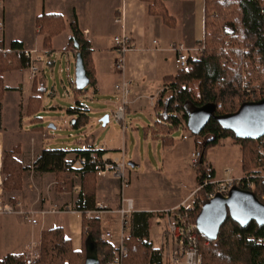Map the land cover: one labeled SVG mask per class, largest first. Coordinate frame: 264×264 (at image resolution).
<instances>
[{"label": "trees", "instance_id": "trees-1", "mask_svg": "<svg viewBox=\"0 0 264 264\" xmlns=\"http://www.w3.org/2000/svg\"><path fill=\"white\" fill-rule=\"evenodd\" d=\"M148 4L151 16L161 17L168 27L175 25L163 0H140ZM204 1V35L203 50L198 57H187V67L179 68L173 75L165 78L163 89L157 94L154 110L159 119L146 127V132L160 141L162 146L173 143V132L187 124L191 111L206 104L215 105L214 115L237 111L240 105L249 100L264 97V92H256L250 87L251 79L257 80L264 91V0H203ZM215 14V15H214ZM215 21L212 24V21ZM38 33L44 34L43 41L49 44L52 37L64 29V21L58 14H41L35 18ZM72 36L68 46L75 48L81 56L88 84L94 86V69L91 51L87 40L74 22H71ZM26 62L23 45L13 41L8 49L0 48V100L4 87L2 75L5 71L24 68ZM247 73V85H243V75ZM255 73V74H254ZM258 86V87H260ZM85 87H75L74 106L67 109L70 115L76 116L72 122L75 128L84 126L89 115L87 108L79 100V94ZM168 92V95L166 93ZM255 96H250L252 93ZM218 101L221 108H217ZM38 98L29 100V113L32 119H39L36 110ZM175 113H182L181 118ZM195 137L196 147L201 151V160L196 170V181L199 188L193 192L192 208L187 210V222H195L201 205L208 201L206 195L212 191V185L201 186L205 179H213L214 170L205 162V150L209 146L219 144L226 137H233L241 146V172L251 176L253 187L239 186L251 191L264 204V155L259 152L258 139L237 138L235 134L224 128L217 120L210 118L205 127ZM88 149L76 150L72 159L66 160L64 149H44L32 164L35 172L54 173L56 186L72 189L73 178L80 175L81 183L77 192V200L73 209L81 213L83 229V246L80 250L72 248L71 239L62 227L44 229L41 232L40 258L31 264H85V241L90 238L95 245L98 264H110L114 258L115 247L100 239V220L88 218L87 211L98 210L95 198V172L92 168L73 167V159L77 155H87ZM26 169L14 157V152H4L1 165L2 187L4 190L21 188L22 171ZM182 211V209H180ZM183 212V211H182ZM153 213L133 210L128 214L126 224L128 233L124 236L127 253L122 264H162L160 249L154 248L149 239V220ZM197 252L200 264H264V246L251 238L264 237V226L250 221L241 226L228 215L220 225L216 239L206 238L196 231ZM187 240V239H185ZM24 254H6L0 264H25Z\"/></svg>", "mask_w": 264, "mask_h": 264}, {"label": "crops", "instance_id": "crops-1", "mask_svg": "<svg viewBox=\"0 0 264 264\" xmlns=\"http://www.w3.org/2000/svg\"><path fill=\"white\" fill-rule=\"evenodd\" d=\"M14 1L0 0V48L6 50L11 42L18 41L22 43L24 50L36 49L40 55V61L38 62L39 71L34 77L31 76L27 67L11 69L2 75L5 89L0 100V195L13 198L14 202L11 201V204L21 199L25 207L33 204L40 209L56 207L69 211L65 212L67 225L42 219L39 221L38 218L35 224H31L18 213L0 214V259L6 254H24L25 256L36 254L40 246L41 232L54 227L65 229L73 248L75 250L80 248L81 213L72 208L80 188V175L74 176L70 191H60L55 184L54 173L35 172L32 164L45 149L42 143H44L43 139L50 135L48 129L55 126L50 125L47 130L38 132L28 130L30 123L35 121L29 113V100L38 98L40 101V96L33 90L36 83L42 80L45 66L52 63L51 52L62 49L67 55V61L71 62L74 59L76 65L78 49L76 46L75 48L68 46L72 36L71 22L76 24L90 46L95 80L92 86L93 92L101 93L100 100L106 104H112L113 110L118 103V98L116 95L115 100L113 99L110 88L114 89V84L119 79V75L113 68L114 36L125 32L130 37L131 48L125 55L124 71V75L131 80L130 105L141 108L142 104L139 102L145 100L146 104L154 109L157 94L163 89L165 78L175 74L179 69L169 44L183 43L189 48L188 56L195 58L198 56L197 49L204 35L203 0H163L169 14L175 20L173 27H168L161 17L149 15L148 4L140 0H32L34 7L26 11L27 3L18 0L19 4H15ZM41 14H58L64 21L63 31L52 37L48 45L43 41L45 35L38 33L35 25H29L31 22L27 24V21ZM110 32L113 34L111 38ZM72 102L74 103V98ZM27 118L30 119V123L26 122ZM124 131L125 129L122 130ZM88 148H91V145L82 147V149ZM194 148H196L195 143ZM64 150L68 152L66 160L72 159L76 153V150ZM11 151L27 169L23 173L22 190L19 191H6L2 187L3 153ZM137 162L138 159H134L131 163L134 166ZM95 181V198L99 213L97 217L100 220L101 235H103L106 232L111 233L112 230L110 225L112 217L108 214L114 213V218L118 219L116 210L121 206L123 190L121 191L119 185L116 201V196L113 199L112 195V184L103 182L100 177H95ZM189 195L190 192L169 208L178 206ZM0 199L2 203H8L1 197ZM31 200H33L32 203ZM132 203L135 210L152 212V218L158 211V209L142 206L135 200H132ZM156 221H158L157 218ZM118 228L121 233L120 219ZM127 233L128 231L124 235ZM109 243L116 246V243Z\"/></svg>", "mask_w": 264, "mask_h": 264}, {"label": "rangeland", "instance_id": "rangeland-1", "mask_svg": "<svg viewBox=\"0 0 264 264\" xmlns=\"http://www.w3.org/2000/svg\"><path fill=\"white\" fill-rule=\"evenodd\" d=\"M20 1L28 4L25 6V11L34 7V4L32 5L34 0ZM14 3L19 4V1L15 0ZM214 23L215 21L213 20L212 24ZM27 24H33L34 26L35 19L33 18L27 21ZM109 35L111 38L113 34L110 32ZM201 47L202 41L199 48ZM198 49L197 53L199 56L200 52ZM51 54L52 56L50 59L52 63L51 65L45 66L42 80L36 83V87L33 90L34 93L40 96L39 106L36 111V115L39 119L31 122L30 119L27 118L26 122H31L28 130L38 132L47 130L50 125L55 126V128L48 129L50 135L43 139L44 143H42V145L45 149L78 150L87 145H91V147L94 148H99L103 145L107 149L105 152L106 155L113 157L120 156L119 150L123 148L125 150V163L127 164L125 172L128 178V186L122 191V197H130L142 206L158 209V211L154 213V218L149 221V239L154 248L163 247V250H160L162 264H172L169 259L165 257L171 249L172 242L170 238L166 239L164 234L161 236L162 231H164L165 222L162 220L163 217L160 215V211L169 209L171 205L186 197L189 192L190 195L183 201V205L192 208L193 192L199 188V185L196 181V170L190 164V153L194 149L195 140L200 141V137L196 138L191 131L179 127L173 132L172 145L162 146L159 140L153 138L148 131L146 132V127L144 125H152L155 119H159V116L155 114L153 108L146 104L145 100L139 102L142 104L141 108L129 105L125 112L126 128L125 131L122 132L121 125L114 122L112 118V104L102 102L100 100L101 93L93 92L91 85H87L84 92H81L78 96L81 103L87 108L89 120L84 126L78 128L73 127L72 122L76 116L70 115L67 109L74 106L72 100L76 87L75 60L72 59L71 62H68L67 55L62 49L54 50ZM243 78V85L245 88L256 86V88L254 87L256 92H264L257 80L251 79L252 82L249 83L250 87L246 86L248 80H250L246 72ZM251 88L249 90H251ZM110 89L112 97L115 100L116 95L118 98V94L112 87ZM254 89L252 88V90ZM150 91H154V89H150ZM249 94L250 96H247L249 98L255 96L253 92ZM104 114H108V121L105 125H102L100 118ZM183 135H186V138H183ZM241 154V146L235 143L234 138L230 136L222 139L219 144L207 147L204 158L205 162L214 170L213 179L220 180L227 176L244 175L241 172ZM134 159H138L137 164L134 166L128 165V163L134 161ZM26 170L27 169H24L22 171L21 188L6 191L22 190L23 173ZM227 170L230 172H227ZM95 177H100L103 182L112 184L111 190L113 192V199L116 196L117 201L119 195L118 180L111 177L110 173H108L107 176H98V174H96ZM59 190L67 191L64 187L59 188ZM0 197L5 202H14V199L7 195H0ZM20 200L21 199L17 201ZM32 201L33 200L30 202L32 203ZM28 207L34 210L50 209H40L33 204L26 208ZM60 210H62V212H49L44 215L37 214L36 217L39 221L42 219L43 221H51V223L64 225L67 223L65 212L69 210L62 208H60ZM85 215L90 218L98 216L99 213L95 210L90 212V214L85 213ZM108 215L112 217L110 220V225L112 227L111 242L117 244L116 239L120 233L118 228L119 216L117 219L114 218V213H109ZM156 218L158 221H156ZM64 231L66 233L65 229ZM82 232L83 229L81 226V240L78 250L83 246ZM101 234L102 231L100 226V237ZM162 252L166 254L162 255ZM40 253L39 246L37 253L33 255H37V259H39Z\"/></svg>", "mask_w": 264, "mask_h": 264}, {"label": "built area", "instance_id": "built-area-1", "mask_svg": "<svg viewBox=\"0 0 264 264\" xmlns=\"http://www.w3.org/2000/svg\"><path fill=\"white\" fill-rule=\"evenodd\" d=\"M114 42V53L115 57L113 60V68L115 73L119 75V80L114 84V89L118 94V103L116 104L114 110L112 111V118L114 122L121 125V129L124 130L126 127L125 123V112L131 103V80L124 75L125 71V55L127 51L130 50V37L127 33L122 32L113 38ZM169 49L175 54V62L177 66L181 69L187 67V57L189 48H187L181 42H171L169 44ZM203 47L199 48L198 51L201 52ZM25 53V66L28 68L31 76H36L39 71L38 62L40 61V55L36 49L24 50ZM217 108H221V102L218 101ZM177 117L181 118L182 113H175ZM182 126L187 129V124L182 121ZM186 138V135L182 136ZM258 149L261 154L264 155V135L258 139ZM106 148L102 145L99 148H93L89 150L87 155H77L73 159V167L83 168L89 167L94 170L98 176H107L108 173L111 177L118 180L121 191L128 186V178L126 176V166L125 163V150L120 149V156H107ZM201 160V151L198 148H194L190 153V164L193 168L199 166ZM227 172H230L227 170ZM251 177V176H250ZM249 176H227L220 180L215 179H205L201 186L212 185L213 189L209 192L206 197L209 200L214 197L217 193L227 196L229 190L233 186H246L248 188L253 187V182L250 180ZM181 202L178 206L160 211L164 222V231L166 239L171 240L172 246L168 255L165 257L169 259L172 264H200L201 258L197 252L196 222H187V210L189 207L183 205ZM182 209V211H180ZM67 210V209H65ZM134 210L132 200L130 198L121 197V206L116 210L119 215L121 223V233L116 239L117 244L115 246V255L110 264H122V260L127 253V248L124 244V232L129 230L126 224V219L128 214ZM57 213L62 212L60 208L52 207L48 210H34L33 208H26L21 201H17L15 204L2 203L0 199V214L3 213H18L27 222L35 224L37 222V214L44 215L45 213ZM93 211H87L90 214ZM100 239L103 242H111L112 235L110 232H106L101 235ZM187 239V240H185ZM257 244L264 246V237L253 238ZM162 251L163 247H159ZM161 254V253H160ZM166 253L162 252V255ZM38 257L37 255L28 254L25 256V264H31Z\"/></svg>", "mask_w": 264, "mask_h": 264}, {"label": "water", "instance_id": "water-1", "mask_svg": "<svg viewBox=\"0 0 264 264\" xmlns=\"http://www.w3.org/2000/svg\"><path fill=\"white\" fill-rule=\"evenodd\" d=\"M74 45L77 46V43L74 42ZM75 83L79 88L88 84L80 54L75 65ZM214 111L215 105L212 103L191 111L187 117L188 130L198 134L209 119L214 118L237 138L257 140L264 135V97L245 101L232 113L214 115ZM100 121L105 125L108 114H104ZM128 165L133 166V163L129 162ZM227 215L241 226H246L250 221L264 226V204L251 191L233 186L227 196L217 193L201 206L195 220L198 231L208 239H216ZM85 247V264H98L95 245L90 238L86 239Z\"/></svg>", "mask_w": 264, "mask_h": 264}]
</instances>
